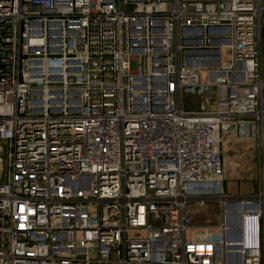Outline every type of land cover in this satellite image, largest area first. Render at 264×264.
<instances>
[{
  "label": "built area",
  "instance_id": "2783aa9c",
  "mask_svg": "<svg viewBox=\"0 0 264 264\" xmlns=\"http://www.w3.org/2000/svg\"><path fill=\"white\" fill-rule=\"evenodd\" d=\"M263 26L264 0H0V264H264V176L223 179L225 137L264 157Z\"/></svg>",
  "mask_w": 264,
  "mask_h": 264
},
{
  "label": "rangeland",
  "instance_id": "374dc122",
  "mask_svg": "<svg viewBox=\"0 0 264 264\" xmlns=\"http://www.w3.org/2000/svg\"><path fill=\"white\" fill-rule=\"evenodd\" d=\"M194 101L188 99L184 107L190 108ZM223 179L225 191L234 195H250L259 192L263 183L264 157L260 139H236L225 137L223 144ZM220 210L216 205L195 207L196 226L216 227L220 219ZM210 230V229H209ZM214 232V229H213ZM194 238L206 239V234L196 232Z\"/></svg>",
  "mask_w": 264,
  "mask_h": 264
},
{
  "label": "crops",
  "instance_id": "0c3cea01",
  "mask_svg": "<svg viewBox=\"0 0 264 264\" xmlns=\"http://www.w3.org/2000/svg\"><path fill=\"white\" fill-rule=\"evenodd\" d=\"M262 49H263V56H264V26H263V48Z\"/></svg>",
  "mask_w": 264,
  "mask_h": 264
},
{
  "label": "bare ground",
  "instance_id": "6f19581e",
  "mask_svg": "<svg viewBox=\"0 0 264 264\" xmlns=\"http://www.w3.org/2000/svg\"><path fill=\"white\" fill-rule=\"evenodd\" d=\"M231 222H235V220L232 218ZM236 223H237V220H236ZM236 223H235V224H236Z\"/></svg>",
  "mask_w": 264,
  "mask_h": 264
},
{
  "label": "water",
  "instance_id": "95a60500",
  "mask_svg": "<svg viewBox=\"0 0 264 264\" xmlns=\"http://www.w3.org/2000/svg\"><path fill=\"white\" fill-rule=\"evenodd\" d=\"M237 236H238V234L236 235L235 239L238 238Z\"/></svg>",
  "mask_w": 264,
  "mask_h": 264
}]
</instances>
